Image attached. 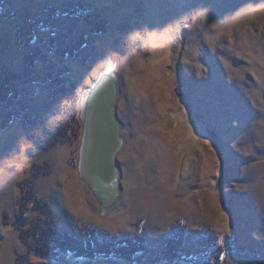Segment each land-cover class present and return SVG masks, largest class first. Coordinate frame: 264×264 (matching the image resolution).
I'll list each match as a JSON object with an SVG mask.
<instances>
[{"label":"rangeland","instance_id":"rangeland-1","mask_svg":"<svg viewBox=\"0 0 264 264\" xmlns=\"http://www.w3.org/2000/svg\"><path fill=\"white\" fill-rule=\"evenodd\" d=\"M109 64L112 212L80 171ZM51 229L106 252L47 258ZM0 264H264V0H0Z\"/></svg>","mask_w":264,"mask_h":264},{"label":"water","instance_id":"water-1","mask_svg":"<svg viewBox=\"0 0 264 264\" xmlns=\"http://www.w3.org/2000/svg\"><path fill=\"white\" fill-rule=\"evenodd\" d=\"M101 77L100 74L93 88L99 87V91H102L103 82L107 81L108 85H103L105 88L101 92L100 100L98 99L93 107L92 117L89 123H84L80 171L81 163L83 164L82 152L88 138L89 156L86 160V169L84 172L81 171V175L99 197L102 206L108 209L110 206L108 203L115 204L118 198L119 168L116 155L124 145V138L121 135V125L117 120L115 109L118 95L116 76L113 75L112 81L102 80ZM97 85L100 86L96 88Z\"/></svg>","mask_w":264,"mask_h":264},{"label":"trees","instance_id":"trees-1","mask_svg":"<svg viewBox=\"0 0 264 264\" xmlns=\"http://www.w3.org/2000/svg\"><path fill=\"white\" fill-rule=\"evenodd\" d=\"M86 8L87 7L84 6V5H79L78 6V10H80L81 12H82V9L85 10ZM78 10L76 9V12H77V14H80L81 12L79 13ZM70 14H73V12L70 13ZM93 25L94 24H92V26ZM35 57H36V55H35ZM35 60L36 59L34 58V55H30V56L26 57V62L28 64L31 63L30 65H33L32 62H34ZM4 92H5V94H7V95H5V96H7V98L9 96V94L11 95V97L15 95L9 84H7L5 86ZM7 100H10V99H7ZM50 232H51L50 242L49 243H45L42 240H40V244H38L39 245V249H40L39 252L44 254V256L47 257V258L56 259L57 258L56 256H58V254H57L58 252L57 251H61V252H64V253L71 252L76 257H86V256H89V255H93L94 256V255L106 252V248H103V249H98V248L96 249L95 248L94 249V247H92L91 245H90L89 248H87L85 246L83 247L82 245H80L79 243H77L74 240L71 241V239L60 240L61 238L59 236H57V234L55 233L54 230L51 229ZM143 244H144V239H138V238L135 241L126 240L124 242V244L121 243V245L123 247L122 249L123 250L125 249L128 252V253H126L127 254V258L128 257L131 258V255H134L136 252L142 251Z\"/></svg>","mask_w":264,"mask_h":264},{"label":"bare ground","instance_id":"bare-ground-1","mask_svg":"<svg viewBox=\"0 0 264 264\" xmlns=\"http://www.w3.org/2000/svg\"><path fill=\"white\" fill-rule=\"evenodd\" d=\"M113 65L109 64V66H107L106 68H104L101 72V79H109L112 81L113 79V75L116 76L117 75L115 73H113ZM98 79V78H97ZM96 79V81H97ZM101 80V81H102ZM95 81V82H96ZM107 82V81H106ZM106 82H103V84L101 85L102 87V91H103V85H108ZM100 86L97 85L96 88ZM98 91V92H97ZM101 90L99 91V87L97 89L93 88V85H91L89 88L85 89L84 94L82 96V102H81V115H82V120L83 123H89L90 121V117H92V110L94 109V105L97 102V100H100V96H101ZM100 94V95H99ZM88 142V138L85 144V149L82 152V159H83V164L81 163V171L84 172V169H86V160L88 159L89 156V147H87V143ZM110 204V208L108 207L109 212L114 211L116 204L113 203H108V205Z\"/></svg>","mask_w":264,"mask_h":264}]
</instances>
